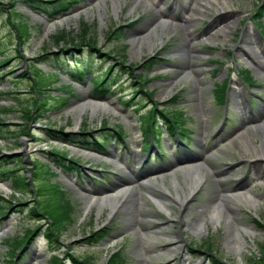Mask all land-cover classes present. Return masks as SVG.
<instances>
[{"label": "rangeland", "instance_id": "rangeland-1", "mask_svg": "<svg viewBox=\"0 0 264 264\" xmlns=\"http://www.w3.org/2000/svg\"><path fill=\"white\" fill-rule=\"evenodd\" d=\"M48 1L27 5L23 0H0V264H53L54 256L60 264H80V258L87 264H107L112 254L121 264H264V162L251 163L250 154L240 149L241 142H251L249 130L254 142L261 140L262 122L240 128L242 119L257 116L264 107V74L242 52L248 49V34L257 43L249 48L259 55L264 50V0H226L208 10L191 0H78L54 17L57 3ZM46 23L55 25L48 33ZM116 30L120 39L109 34ZM181 41L189 47L184 48L190 55L188 64L179 58ZM84 42H93L95 51L82 46ZM75 61L84 71L91 63V74L82 79L78 72L70 75L67 71ZM108 66L115 70V83L111 94L102 95L92 81L101 76L97 69ZM225 83L222 103L220 87ZM137 89L143 93H135ZM233 91L245 100L239 109L231 101ZM62 99H67L65 107ZM86 99L104 101L109 110H86L78 118L69 108ZM153 110L159 120L150 145L145 128ZM176 112L182 114V140L167 131L163 119ZM102 126L109 130L102 131ZM116 128L124 133L121 141L114 138ZM83 129L99 138L107 136L101 154L64 145L49 134ZM201 150L204 158L192 165L200 168L197 172L206 183L185 204L184 217L178 216L175 203L168 204L169 213L160 210L151 196L175 198L172 177L180 185L179 194L181 189L187 194L184 166L169 161L179 153L193 156ZM50 153L68 161L73 157L80 167H67ZM88 153L97 157L88 159ZM122 166L130 172L124 173ZM18 176L29 186L16 191L12 179ZM218 179H244L249 184L243 192L225 194L240 217L236 225L253 230L252 235L241 233L243 248L236 249L230 222L213 224L204 218L220 203L216 196L221 187L206 186ZM49 184L63 192L70 208L46 210L55 207L57 199ZM119 185L135 194L126 201L131 206L135 202V209L104 204L99 210L93 204L85 210L83 194H117ZM247 191L252 204L239 201ZM124 198L118 195L117 201ZM34 208L37 216L31 215ZM185 220H203L201 232L180 231ZM35 226L41 232L12 253L24 230ZM50 228L57 237L52 243L44 235ZM102 230L106 237L99 244L92 241L93 233ZM179 233L180 250L170 246L163 252ZM117 263L115 259L111 264Z\"/></svg>", "mask_w": 264, "mask_h": 264}, {"label": "bare ground", "instance_id": "bare-ground-1", "mask_svg": "<svg viewBox=\"0 0 264 264\" xmlns=\"http://www.w3.org/2000/svg\"><path fill=\"white\" fill-rule=\"evenodd\" d=\"M118 1V0H115ZM103 2V0L101 1ZM192 2H199L200 6L203 9H207L208 7L211 6L213 3H216L217 5L220 4H225L226 0H191ZM202 2H204V4H202ZM191 4H189L190 6ZM97 7H99V3L96 4ZM194 11V10H193ZM72 15H70L71 17ZM69 19V17L65 18L63 20V22L67 21ZM61 24V22H59ZM214 25V23H213ZM55 25L52 23H46L45 26V31L46 33H48L50 31V29L54 28ZM154 35H156L155 32H153ZM147 39L149 40V47L152 49L153 48V44H152V39H151V35L149 34L147 36ZM246 48H244V50H242V52L247 55L249 57V60L252 62V64L257 68L258 72H261L264 74V50H262V53L260 52L259 54H256L255 51L252 48H249L250 45H255L257 44L254 40V38L252 36H250L249 34L246 36ZM142 44V39H139L137 41V45L141 46ZM179 49L177 50L178 52H180L182 55L181 57H179L185 64L189 63L190 60V55L189 52L184 50V48L188 47V44L186 41H181V43H179ZM189 48V47H188ZM263 57V58H262ZM262 58V59H261ZM177 83V81H175L173 83V85ZM231 96L233 98H231V101L233 103L236 104L237 109L240 108V106H244L245 104V100L242 98V94L237 93L236 91H233L231 93ZM262 101H264V96L261 97ZM244 103V104H243ZM69 110L71 112H73V114L80 118V116L82 115L83 112H85L86 110H91L92 112H96V111H108L109 110V104L104 102V101H94V100H89L86 99L81 103H77L76 105H73L72 107L69 108ZM257 116H253V118H248V119H242V126L240 129H243L246 124H254L257 122H262V127H261V140L259 142H254L251 138H250V130L247 132V139L248 141L251 142H241L240 144V149H241V154H250L251 156V163H259V162H264V107L260 106L259 110L257 111ZM240 139V138H239ZM252 145H255L254 147ZM207 151V149L205 150ZM92 155V154H89ZM203 151L201 150V152H197L195 153L193 156L192 155H188L185 152L179 153V155L175 156L173 158V160L169 161V165H174L176 164L177 166L179 165H183L184 167H182V171L184 173V179L186 181V189H187V194L185 193V191L183 189H181L182 191V195L179 194V192L176 190L177 186H180L177 182L176 179L174 177H172V186L175 190V198L172 199H167V200H163L160 199L157 196H151V198L153 199V201L155 202V204L158 206V208L160 210H164L165 212L169 213V208H168V204L171 203H175L177 204L180 208H179V212H178V216L179 217H184V207L185 204H187L193 197V194L195 192V190L197 188H199L203 183H206V181H203V178L201 176H199V172H197L198 170H200V168H196V166H193L192 164L197 163L199 160L203 159ZM174 165V166H176ZM221 175L223 174H218V178L221 177ZM153 186H156L153 182L150 183ZM218 186L221 187V191L219 192V194L216 196V201L220 202L218 204H214L212 205L207 213L205 214L204 218L208 221L211 222L213 224H217L219 223V221L221 219H225L226 222H230V227L231 229L234 228L233 233L230 234V237L233 236L234 237V245L236 247V249H240L243 248V245H245V242L243 241V238L241 236V233H244L246 235H252V228L251 227H240L239 225H236L237 222L239 221L240 217L238 215L237 209L235 207V204L230 202V197L228 195L225 194H232V193H238V192H243L247 187H248V182L245 181L244 179H236L231 181H225L218 179L214 180L213 182H207L206 186ZM125 185H119V192L117 194H114V191L110 192L108 191H104V192H92V193H87V195L83 196L86 199V207L85 210H88L90 208L91 205H96L99 210H101L102 206L104 204H109L113 209H124V210H132L135 209V202L134 204L131 203H126V201L128 200L129 197H133L135 196V194L130 193V191L128 189L124 188ZM6 185H1V188H6ZM194 188V189H193ZM136 191V190H135ZM121 195L122 197H125L123 201H117V196ZM241 198H239L240 202H244L246 204H252V195L249 191L241 194ZM221 208H223L224 210L221 211ZM135 213V212H134ZM165 224V223H164ZM204 222L203 220L198 222V223H190L187 220L184 221V223H182V227L181 230L182 231L184 228H188V229H193L197 232H201L202 228H203ZM182 235L176 234L174 236V241L170 244H167L163 247V252H168L169 250H167L168 247L170 246H175L177 248V250H180V247L178 244L181 243L180 239H181ZM229 237V236H228ZM227 237V238H228ZM141 243V241H139ZM142 244V243H141Z\"/></svg>", "mask_w": 264, "mask_h": 264}, {"label": "trees", "instance_id": "trees-1", "mask_svg": "<svg viewBox=\"0 0 264 264\" xmlns=\"http://www.w3.org/2000/svg\"><path fill=\"white\" fill-rule=\"evenodd\" d=\"M41 1L42 0H23V2L27 5H28V2H41ZM62 1L63 0H51V1L47 2V3H53V4L57 3L55 6H53L51 17L61 15L63 12L68 11L73 6V4L78 3V0H64L63 2ZM109 34L111 36H113L114 38H117V39H120V37L122 36V35H120V30L111 31ZM92 43L84 42L81 44H82V46H85V47H88L89 49H91V51H95V46ZM104 56L106 58L111 57L110 54H108V53L104 54ZM111 59L115 60V58H112V57H111ZM72 65H73V67L71 69H68V71H67L70 75H72V73H74V72L75 73L78 72V77L80 79H82L84 74H91V72H90L91 71L90 68L92 66L91 63L88 64L89 68L88 69L86 68L85 71L82 69L83 66H81V64L77 61L73 62ZM95 73H97V75H101V76H98L96 78H93L94 80L92 82H93V86L95 87V89L100 91V93H102V94H107V95L111 94L112 92L111 91L109 92V88L112 87L113 84L115 83V75H116L113 67L108 66L106 69L100 68L99 70L97 69ZM247 80L250 81V79H248V78H247ZM137 92L143 93L140 89H137L135 91V93H137ZM146 94H147V92H146ZM150 94L151 93H149L148 95L150 96ZM68 95H70V94H68ZM173 100H176V97L172 98V102H173ZM61 103H62L61 107H65L66 103H67V99H62ZM36 109H37V107H36ZM148 114L150 115V118H148V120L146 121L148 124V129H146V133L151 132L155 120H159V116H158V113L156 111H154V110L149 111ZM160 115H162V114H160ZM166 116H167V118H164L163 116L162 117L165 120L166 124L168 125V131L173 132V130H176V133H179V136H182V133L184 131L180 127L182 125V122H183V120L181 118V114L176 112L172 116H169V115H166ZM101 128H102L101 129L102 131H104V130L108 131L109 130V128H106V126H102ZM154 129H156V128L154 127ZM112 131L115 132L114 137H116L119 141H121V137H123V134H124L123 131H121L119 129H112ZM49 134H54V140L59 141L61 143H64V145H68V146H72V147H79V148H84V149L94 150V151L104 150L105 146H106L105 144L107 143V136H103V138H99V137L93 136L94 133H92V132H86L85 129H83L82 131L80 130L77 133H63L62 130H58V131L52 130L51 132H49ZM50 154H52L54 156H59L64 161H66L67 167L76 166L79 164L78 160H74L73 157H70L69 161H68L65 159V157H61L59 154H55V153H50ZM12 184H13V187L16 191L24 189V188L29 186V184L26 182V179L19 177V176L14 177V181L12 179ZM49 186H50V184H49ZM50 187L52 190H55V193L57 194V199H56L55 207L49 206L48 209L46 208V210L49 212V209H53L52 212H54V211L59 210L60 208H64V207L66 208V206L68 208H70V206L68 204L69 202L65 198V195L63 194V192L59 191V189L57 187H53V186H50ZM0 199H2V198L0 197ZM19 205H22V204H19ZM9 209L10 208H8L7 211ZM47 211H46V213H47ZM30 212H31V215L37 216V212H36L35 208L32 209ZM50 219L52 220V217H50ZM69 221H70V219H69ZM52 223L54 225H56L53 220H52ZM52 223H51V226H52ZM63 227L64 226H62L61 228H63ZM61 228H59L58 231ZM51 230L52 229L50 228L47 230L46 233H44L46 239L48 241H50V243H52V237L53 238L56 237L54 235V233H51ZM40 232H41L40 226H35L33 228H29V229L24 230L21 241L15 242L16 244H14V246L12 247L13 248L12 253H14V251L17 252V250L21 249L24 245L30 244V241L35 237L36 234H39ZM101 232L102 233H100V234H94L93 233V237H96V238H95V240H92V241L98 242V244H99L100 241L103 238H105L107 235L105 230H102ZM91 242H90V244H93V242L92 243ZM116 256L117 255H115V254L110 256L108 258L107 264L113 263L115 261V259H118L117 264H121L120 259ZM60 260L61 259L58 256H54L53 264H60ZM71 260H72V258H71ZM80 261L82 264H87L86 259L80 258ZM11 263H13V262H11ZM73 263L78 264L79 262L76 261Z\"/></svg>", "mask_w": 264, "mask_h": 264}]
</instances>
